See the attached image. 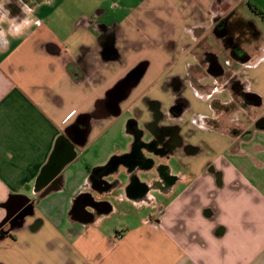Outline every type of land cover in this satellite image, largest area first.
Instances as JSON below:
<instances>
[{
    "label": "crops",
    "instance_id": "0c3cea01",
    "mask_svg": "<svg viewBox=\"0 0 264 264\" xmlns=\"http://www.w3.org/2000/svg\"><path fill=\"white\" fill-rule=\"evenodd\" d=\"M0 2V264H264V0Z\"/></svg>",
    "mask_w": 264,
    "mask_h": 264
},
{
    "label": "flooded vegetation",
    "instance_id": "af4514ba",
    "mask_svg": "<svg viewBox=\"0 0 264 264\" xmlns=\"http://www.w3.org/2000/svg\"><path fill=\"white\" fill-rule=\"evenodd\" d=\"M24 3H25V0H22V3H20V4L24 5ZM217 26H219V24H217ZM228 27L229 28L227 29L226 32H229L227 35L230 34V37L228 38L226 46L228 48H230L231 52H233L235 54L237 53L238 56H241L240 55L241 54V50H240L241 47L238 45V42L245 41L247 38L243 37V38L239 39L237 37L232 36V34L234 35V31L236 32V29L232 26H228ZM223 32H225V30ZM238 53H240V54H238ZM215 59H214L213 63L211 62V64L215 65V68H219V70H220L221 66L219 64H221V62L219 59H218L219 61L217 60L215 62ZM213 65H211L212 66L211 68H214ZM228 78H230L229 82L233 83L234 85L240 84L239 80L236 78V76H230ZM117 91L119 92V89ZM240 92L242 94L243 87H240ZM182 104L183 103L181 102V100H176V103H175L173 108L175 110H178L180 108V106H182ZM177 130H178V127H175V126H164V127H161L160 129H158L157 131H154V132L151 131L149 134L151 141L147 144V147L154 148L157 143L161 142L164 147L168 148V146L170 144L172 145L173 141L175 140ZM134 134H135V138H137L139 136V132H137V133L135 132ZM155 148H157V147H155ZM134 153L137 154L135 151H134ZM118 161H119V159L114 160L115 163ZM15 224H16V222H15ZM9 228H10L9 225H8V227L7 226L2 227V229H0V233H3V231L8 230Z\"/></svg>",
    "mask_w": 264,
    "mask_h": 264
},
{
    "label": "water",
    "instance_id": "95a60500",
    "mask_svg": "<svg viewBox=\"0 0 264 264\" xmlns=\"http://www.w3.org/2000/svg\"><path fill=\"white\" fill-rule=\"evenodd\" d=\"M57 172H58V170L54 171L49 177L52 178L53 176H55L57 174ZM42 174H44V172ZM102 182H105V181H102ZM104 185H105V183H104ZM104 190L106 191V189L103 188L102 190L99 191V193H102ZM92 202L96 203L94 200H92ZM25 203L26 202H24L23 204H21L17 208V211L12 212V213H8L7 216L5 217V219H4V221H3L2 224L8 223L9 224V227H10L9 229H12L18 222H20L21 220H23V217L26 216L30 212V210L32 208V205H25ZM75 205H76V202H75ZM85 206L86 205H82V207H85ZM15 222H16V224H15ZM7 233H8V230L3 231V233H0V239L3 236H5Z\"/></svg>",
    "mask_w": 264,
    "mask_h": 264
},
{
    "label": "clouds",
    "instance_id": "9594fccd",
    "mask_svg": "<svg viewBox=\"0 0 264 264\" xmlns=\"http://www.w3.org/2000/svg\"><path fill=\"white\" fill-rule=\"evenodd\" d=\"M8 3H11V0H7ZM19 3H22V0H18ZM0 24L9 21L10 19V12L4 8V3L0 2ZM16 18L12 17L11 22L15 23ZM28 20H23L20 25L17 26L16 31H19L21 27L28 25ZM0 35H4L3 32H0Z\"/></svg>",
    "mask_w": 264,
    "mask_h": 264
},
{
    "label": "rangeland",
    "instance_id": "374dc122",
    "mask_svg": "<svg viewBox=\"0 0 264 264\" xmlns=\"http://www.w3.org/2000/svg\"><path fill=\"white\" fill-rule=\"evenodd\" d=\"M77 6H78V2L76 3V0H70V3H69V8H70V10L76 15V13H77V10H78V8H77ZM64 7V6H63ZM71 18V17H70ZM58 21L60 22V18H58ZM126 124V121H125V123H124V125ZM123 132H124V129H123Z\"/></svg>",
    "mask_w": 264,
    "mask_h": 264
},
{
    "label": "trees",
    "instance_id": "16d2710c",
    "mask_svg": "<svg viewBox=\"0 0 264 264\" xmlns=\"http://www.w3.org/2000/svg\"><path fill=\"white\" fill-rule=\"evenodd\" d=\"M253 10L262 18V20L264 21V16L262 15L261 12L257 11L256 9L253 8ZM253 99V103H258L260 101V98L257 95H252ZM114 158L111 159V162H109V165L113 162Z\"/></svg>",
    "mask_w": 264,
    "mask_h": 264
}]
</instances>
